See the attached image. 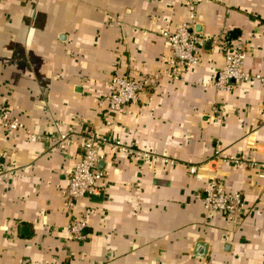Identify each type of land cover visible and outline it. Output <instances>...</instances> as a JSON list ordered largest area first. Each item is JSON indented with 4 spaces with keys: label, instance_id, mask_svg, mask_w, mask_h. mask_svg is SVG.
I'll return each instance as SVG.
<instances>
[{
    "label": "crops",
    "instance_id": "obj_1",
    "mask_svg": "<svg viewBox=\"0 0 264 264\" xmlns=\"http://www.w3.org/2000/svg\"><path fill=\"white\" fill-rule=\"evenodd\" d=\"M192 13L200 61L176 74L163 33ZM223 39L264 77V0L0 2V110L22 124L0 129V264H264V83L214 86ZM115 74L152 76L157 88L109 112ZM88 130L110 142L104 177L69 211ZM58 133L72 136L64 151ZM218 148L243 159L217 171L227 193L242 195L236 216L208 211L207 181L185 170ZM73 219L85 222L83 239L69 233Z\"/></svg>",
    "mask_w": 264,
    "mask_h": 264
},
{
    "label": "built area",
    "instance_id": "obj_2",
    "mask_svg": "<svg viewBox=\"0 0 264 264\" xmlns=\"http://www.w3.org/2000/svg\"><path fill=\"white\" fill-rule=\"evenodd\" d=\"M194 18L195 15L192 13L189 16L188 23L180 25L171 34L163 33L171 56L169 64L173 67L176 74H180L181 71L197 65L200 61L198 53L203 47L205 40L191 31ZM220 46L222 48L223 65L217 74L214 84L217 89L229 90L233 87L232 85L255 80L264 83V77L243 69V61L246 57L245 50L225 39L220 42ZM110 86L111 90L108 95L109 112L116 113L125 106L137 105L139 97L144 91L157 88V79L152 76L137 79L115 74L110 80ZM19 128H22V124L19 121L11 118L9 113L0 110V129L11 131ZM31 139L35 141L38 137L31 136ZM71 139L72 136L67 133H58L55 136L57 147L63 151L69 145ZM109 143L106 136L97 134L92 130H88L84 134L82 151L71 170L65 192V207L67 210H73L76 202L99 192L100 187L98 184L104 177V173L97 168L99 161L102 159L100 149L109 145ZM120 150L127 152L125 148H120ZM253 157L255 158V156ZM253 165H255V159L252 160ZM262 168H264V164H262ZM200 169L196 171L192 167L189 172H197L198 179L200 178L198 177ZM204 193L205 195L203 197L199 196V198L208 211L235 216L243 211L242 195L239 192L227 193L221 181H216L213 178ZM85 227L84 221L73 219L69 225V233L77 239H83L82 232Z\"/></svg>",
    "mask_w": 264,
    "mask_h": 264
},
{
    "label": "rangeland",
    "instance_id": "obj_3",
    "mask_svg": "<svg viewBox=\"0 0 264 264\" xmlns=\"http://www.w3.org/2000/svg\"><path fill=\"white\" fill-rule=\"evenodd\" d=\"M221 108L217 106L216 104L211 107V115L213 117L214 122H218L221 120L222 112H220ZM222 111V110H221ZM256 153L253 152V156ZM241 160H243L239 156H233L226 154L224 150L218 148L213 152L212 158L204 163H200L198 165H185V170L188 175L194 177L197 181H207V186L203 189V191L209 186L211 180L214 178L216 181H221V178L217 175V171L219 168V165H221V161H226L230 163H240ZM221 163V164H220ZM194 167L196 171L200 169V173L198 175L197 179V172L190 173L189 169ZM203 197V196H202Z\"/></svg>",
    "mask_w": 264,
    "mask_h": 264
},
{
    "label": "water",
    "instance_id": "obj_4",
    "mask_svg": "<svg viewBox=\"0 0 264 264\" xmlns=\"http://www.w3.org/2000/svg\"><path fill=\"white\" fill-rule=\"evenodd\" d=\"M98 165H101V162H99ZM24 230H25V228H24ZM198 251L200 252L198 256L201 257L203 255V252H204V248H203L202 244L198 245Z\"/></svg>",
    "mask_w": 264,
    "mask_h": 264
},
{
    "label": "trees",
    "instance_id": "obj_5",
    "mask_svg": "<svg viewBox=\"0 0 264 264\" xmlns=\"http://www.w3.org/2000/svg\"><path fill=\"white\" fill-rule=\"evenodd\" d=\"M233 37H237V35L232 34ZM228 40V39H227Z\"/></svg>",
    "mask_w": 264,
    "mask_h": 264
}]
</instances>
